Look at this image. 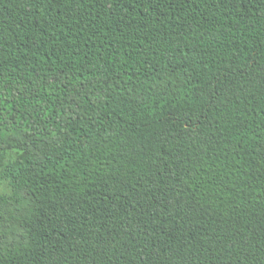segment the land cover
I'll use <instances>...</instances> for the list:
<instances>
[{"label":"trees","instance_id":"trees-1","mask_svg":"<svg viewBox=\"0 0 264 264\" xmlns=\"http://www.w3.org/2000/svg\"><path fill=\"white\" fill-rule=\"evenodd\" d=\"M0 264H264V0H0Z\"/></svg>","mask_w":264,"mask_h":264}]
</instances>
